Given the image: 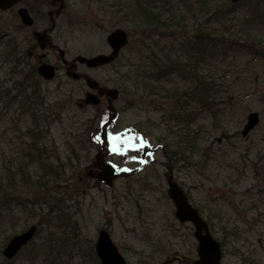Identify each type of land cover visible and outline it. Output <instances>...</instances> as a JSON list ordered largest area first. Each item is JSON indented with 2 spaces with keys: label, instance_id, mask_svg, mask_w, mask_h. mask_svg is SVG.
Segmentation results:
<instances>
[{
  "label": "rangeland",
  "instance_id": "1",
  "mask_svg": "<svg viewBox=\"0 0 264 264\" xmlns=\"http://www.w3.org/2000/svg\"><path fill=\"white\" fill-rule=\"evenodd\" d=\"M167 1L163 17L174 15L175 19L170 31L155 32L154 41L160 44L162 38V45L173 40L171 34L167 36L170 32L177 38H190L202 31L207 37L222 34L239 41L241 24L249 17L247 4L217 22L202 0ZM135 2L67 0V10L56 20L52 40L66 53L108 54L107 33L122 29L129 35L123 53L135 56L130 51L151 35L139 34L147 29L141 19L134 18ZM17 9L0 12V90L12 88L14 80L23 79L38 65L36 58L26 57L29 45L35 44L32 30L50 23L47 8L43 13H31L32 29L24 27ZM263 44H256L255 49L264 52ZM15 55L19 63L11 72L18 62ZM214 60H199L198 69L217 86V105L204 110L196 102L178 100L190 115L187 122H169L166 112L175 102L171 97L147 98L143 87L132 90L129 80L125 84L128 90L117 89L118 97L112 101L117 114L107 130L121 132L123 137L131 135L130 141L140 145L139 151L123 157L103 151L94 139L100 132H96L98 122L107 113L103 95H98V105H82L86 93L96 92L90 91L85 81H70L61 67L51 81L35 79L43 99L35 114L46 146L40 158L55 167V175L39 179L37 184V172H31L34 183L20 185L15 193L28 205L11 204L10 210L2 213L5 216L0 215V251L9 236L31 225L39 228L11 264H96L92 249L103 229L126 264H161L172 254L192 258L196 247L193 228L174 218V206L167 195L170 177L214 237L224 241L230 264H240L238 256L264 264V58L226 50L218 52ZM48 63L60 65L54 56ZM114 72L106 66L88 74L100 87L114 89ZM163 83L183 87L175 77ZM253 112L258 123L242 137L246 118ZM30 116L26 108H5L0 102V171L28 144L25 134L32 125ZM181 151L185 155L181 156ZM110 161L123 173L105 186L94 175ZM0 264H8L1 255Z\"/></svg>",
  "mask_w": 264,
  "mask_h": 264
},
{
  "label": "trees",
  "instance_id": "2",
  "mask_svg": "<svg viewBox=\"0 0 264 264\" xmlns=\"http://www.w3.org/2000/svg\"><path fill=\"white\" fill-rule=\"evenodd\" d=\"M135 1L134 18L138 17L141 19L140 23L147 29L146 31L139 32V34L145 36L150 33L151 35L145 38L147 41L142 40L137 48L130 51L135 56L129 53L125 55L126 52L123 53L128 47L127 44L119 56L110 63L109 66L113 67L115 70L114 74L117 75L112 80V86L119 91L128 90L125 84L129 80L128 82L133 84L132 90H134L133 87L135 89L143 87V92L148 95L147 98L155 99L161 94L163 97H171L175 102L170 107V111L166 112L167 116H169V122L176 124L182 122L183 119L186 122L189 120L190 115L183 109L184 106L182 104L179 106L180 102H196L201 106L199 108H203L204 110H210V106L217 105V86L214 85L212 79L206 80L205 77L201 76L200 68L198 69L199 60L206 62V60L211 59V62L215 61V55L218 52L226 50L234 53L243 51L254 58H264V52L255 49L256 44L259 45L264 41V0H244L236 4L229 3L226 0L224 5L218 4L219 0H202V3L207 7L206 10L210 14L211 19L217 20V22L220 19L236 14L240 5L247 4V15L249 17L241 24L243 28L241 29L242 36L239 41L234 38L231 39L229 36L224 37L222 34L218 36L214 34L212 37L208 35L207 37L206 33L202 31L195 33L190 38L186 36L177 38L174 33L170 32L167 36L170 37L171 34L173 40L169 41L167 39V42L163 45L162 41L164 39H159L161 41L159 44L153 38L156 31H170L169 26H173L174 15L168 18L163 17L164 11L168 10L166 8L168 1ZM174 28L176 31L183 30L184 33L186 32L184 28ZM192 50H196V52L193 53L191 52ZM179 52H183V54L180 55ZM8 55H11V53ZM18 63H15V67L12 68L11 72L17 70ZM173 77L178 78L183 83V87H174V85L168 87L163 83L165 80L172 79ZM35 79H37L35 68L31 67L29 73L23 79L13 81L12 88L6 87L0 90V102L4 104L5 108H10L13 105L21 109L26 108L29 110L32 119L31 127L26 129L25 135L29 137V142L25 146V149L20 148L21 150H19L8 165L0 171V215L3 217L5 215H2V213L10 210L11 204L16 206L28 205L21 199L20 195H15V193L20 185L34 183L31 172H37L35 175L37 178L35 183L37 184L41 183L39 179L55 175L53 173L55 167L46 159L40 158V153L44 152L46 146L43 142L37 114H35V109L43 103L38 89L39 85ZM29 84L31 85L29 86ZM13 91L14 93H12ZM215 108L217 109V107ZM107 114L105 113L101 116L96 132L101 130L103 123L107 122L105 117ZM131 138L129 135L124 137L125 140H130ZM101 148L103 151H107L102 145H100ZM179 154L181 156L185 155L182 151ZM176 156H178L177 153ZM74 158L77 162L79 161L77 156ZM8 239L5 240L3 245ZM94 260L98 264L95 257Z\"/></svg>",
  "mask_w": 264,
  "mask_h": 264
},
{
  "label": "water",
  "instance_id": "3",
  "mask_svg": "<svg viewBox=\"0 0 264 264\" xmlns=\"http://www.w3.org/2000/svg\"><path fill=\"white\" fill-rule=\"evenodd\" d=\"M19 0H0V10L5 11L13 7ZM241 0H231L232 3H236ZM21 23L29 27L32 25V19L29 17L27 11L23 8H20L17 11ZM45 38V36H40ZM127 42V35L122 30H116L109 34L107 38V43L112 49V53L109 56L98 55L93 58L85 59L83 57H77V62L85 64L88 68H95L100 65H106L110 63L114 56L117 54L118 50L122 48ZM73 67L71 66L70 69ZM69 69V74H72L74 78L78 76L74 73H71ZM55 70L52 66L47 64H42L37 67V74L44 80H51L54 77ZM87 85L91 90H97L101 92L102 90L98 87V84L91 80L87 79ZM105 96L109 98L107 104V109L113 111L111 105V99L117 97V91L112 89L104 90ZM99 98L93 94H87L83 103L84 105H97ZM258 123L257 113H251L247 117V123L244 126L241 135L246 137L249 131H251ZM105 129H103L104 131ZM102 131V132H103ZM105 144V143H104ZM106 145V144H105ZM119 176L116 167L113 168L110 166V163L104 164L101 172L96 174V178L103 181L106 186L111 184V181ZM168 190L167 195L174 205V216L177 221L180 223L189 222L193 225L195 230V238L198 242L197 255L198 261L195 264H219L220 259V250L219 244L209 235L207 225L200 218L198 212L192 208L188 202L184 192L180 187L176 185L170 179L168 180ZM36 226H31L27 231L19 235L14 236L6 247L3 249V256L6 259L13 258L18 251L26 245L36 232ZM205 232L204 234H202ZM95 253L100 262V264H125L124 258L120 255L117 248L112 244L109 235L106 231L102 230L98 233L97 241L95 244Z\"/></svg>",
  "mask_w": 264,
  "mask_h": 264
},
{
  "label": "flooded vegetation",
  "instance_id": "4",
  "mask_svg": "<svg viewBox=\"0 0 264 264\" xmlns=\"http://www.w3.org/2000/svg\"><path fill=\"white\" fill-rule=\"evenodd\" d=\"M67 0H20V2L14 6V7H24L27 9V11L29 12V14L31 15V13H37L40 12L43 13L47 8H48V12H47V17H48V21L50 22L48 24V26L46 28H40V30H35L33 32L32 30V38L35 41V44H30L28 47V51L26 54L27 58H36L38 60V65L41 63H48V58L50 56H54V58L60 61V65H53L54 68L56 69V73L59 70V67L62 68V70L65 73V76L70 80V81H85L87 77H90L88 74V69L82 65V64H74V60L76 58V56L78 54H71V53H66L65 50H62L57 42L54 43V41L52 40V35L54 33H56V29H57V24H56V20L58 19V17H60L64 12H66L67 10ZM62 6L61 10L58 12L57 9ZM13 7V8H14ZM56 17V18H55ZM55 23H54V21ZM53 26V28H52ZM34 27V23L32 25V27H30L29 29H32ZM45 35L46 38H41L39 37L40 35ZM108 35V33H107ZM107 45V44H106ZM108 47V46H107ZM37 50H41V54L38 55L37 54ZM63 51V54L61 55V52ZM100 53H104V52H100ZM108 53H110V49L108 47ZM96 54H99L96 53ZM96 54H88L87 56H93ZM56 55V56H55ZM72 65H74V72H77V74L79 75L78 79H73L71 76H69V74H67V68L70 67ZM80 69H83L81 71ZM209 227V226H208ZM209 233L213 236V238L219 243V247H220V260H219V264H230V262L228 261L229 259L227 257V254L225 253V247L226 245H224V241H222L221 239H217L214 237V235L212 234V231L209 229ZM194 231H192V236L194 238ZM194 241L196 243V247H194V254L195 256H193L192 258H186L184 256H179L177 254H172L169 256L164 257V260L161 264H195V262L198 260V256L196 254V249H197V241L194 238ZM157 251V250H156ZM240 262V264H254L250 261H245L246 258L242 257V256H238L237 258Z\"/></svg>",
  "mask_w": 264,
  "mask_h": 264
},
{
  "label": "snow or ice",
  "instance_id": "5",
  "mask_svg": "<svg viewBox=\"0 0 264 264\" xmlns=\"http://www.w3.org/2000/svg\"><path fill=\"white\" fill-rule=\"evenodd\" d=\"M101 127H103L105 130L99 135L95 136L94 139L98 143H105L107 146L106 150L111 155L123 157L128 155L130 152H137L140 150V145L133 143L130 140H125L123 138V133L108 131L106 124H103ZM132 159L135 160L136 158L132 157ZM109 163L111 167H116V165L111 161Z\"/></svg>",
  "mask_w": 264,
  "mask_h": 264
}]
</instances>
